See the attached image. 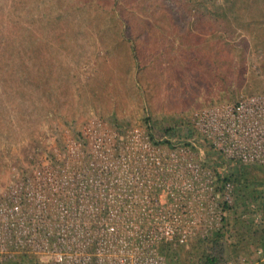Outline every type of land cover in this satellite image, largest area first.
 <instances>
[{"label": "rangeland", "instance_id": "obj_1", "mask_svg": "<svg viewBox=\"0 0 264 264\" xmlns=\"http://www.w3.org/2000/svg\"><path fill=\"white\" fill-rule=\"evenodd\" d=\"M196 1L201 4L0 0V200L13 195L14 185L32 169L52 160L66 137H85V126L95 119L109 129L142 128L154 137L177 126L181 136L204 148L215 170L226 166V175L237 169L189 121L196 109L264 90V0ZM121 13L131 19L126 31ZM248 184L251 216L264 225V211L253 198L264 193V181ZM243 188L235 181L224 224L231 212L234 221L250 217V209L238 204ZM232 233L221 241L227 246L223 264H249L228 253L232 244L241 247L238 232ZM203 238L191 239L193 246L178 250L175 260L189 264L201 252L194 243L208 240ZM244 248L255 255L254 246Z\"/></svg>", "mask_w": 264, "mask_h": 264}, {"label": "built area", "instance_id": "obj_2", "mask_svg": "<svg viewBox=\"0 0 264 264\" xmlns=\"http://www.w3.org/2000/svg\"><path fill=\"white\" fill-rule=\"evenodd\" d=\"M189 123L227 161L264 165V90ZM175 129L154 137L95 119L66 137L0 200V264H168L166 247L220 230L235 182Z\"/></svg>", "mask_w": 264, "mask_h": 264}, {"label": "trees", "instance_id": "obj_3", "mask_svg": "<svg viewBox=\"0 0 264 264\" xmlns=\"http://www.w3.org/2000/svg\"><path fill=\"white\" fill-rule=\"evenodd\" d=\"M143 1L146 3V0H143ZM187 1L189 4L191 3L190 4L191 6H197L201 4V3H198L196 0H187ZM114 4L118 6L119 5L118 0H114ZM219 13L220 12L216 9L212 11V14L216 17L215 18L216 20H220ZM117 16L121 19V23L124 27V30L126 31V29L129 28L130 23H131L129 14L121 13V14H117ZM134 53H135V56L137 57L136 47H134ZM208 161H210V159ZM222 162H224V159L222 160ZM210 163L212 166L215 167V161H212V162L210 161ZM236 164H238L237 169H236L237 171L235 170L236 173L235 171L232 172V169L231 170L228 169L229 170L227 171L228 173L226 175L223 174V177L222 178L220 177V179L222 181H228V180H231L234 182L237 181L238 183H242L244 185V188H243L244 191L242 193L244 199L242 203L238 202V204L241 208L245 210L247 209L249 210L252 199H250L249 192H247L249 188L248 183L249 182L256 183L259 181L260 182L264 181V165H242L240 163H235V165ZM215 168L217 169V166ZM259 174H263V176H259ZM218 175L222 176L220 173H218ZM245 186H248L247 189ZM253 198L258 204V208H259L258 210L264 211V193L260 192L259 194L253 196ZM253 212L254 210L250 209V212H249L250 217H248L247 219H237V221L233 223V226H234L233 230L237 231L238 238H241L239 241L241 247H238V245L235 246L234 244H232L231 252L229 251L228 253L230 254L232 258L242 257L247 262L249 261L253 263L258 262V264H261L264 258V225L263 224L257 225L254 223L253 218L251 216ZM224 226L225 224H223V227L220 230L216 231L212 235V239L201 240L199 245L198 243H194L195 245H197L199 249H201V252L198 251L195 254L192 261L190 260V264H198L197 262H199V264H221V262L223 261V256L227 252V249L225 248V246H222V242H221L222 239L226 237V233H227V230ZM231 236L233 235H230L229 237ZM246 244H249V246L256 247L255 255H251L249 254V251L244 250L246 248V247L244 248ZM242 245H243V248H242ZM258 248H262L263 252H259L257 250ZM165 250L167 252L168 264L176 263L175 262L176 260L174 258L176 251L173 250L172 248H167V247L165 248ZM250 255L252 256L251 259H250ZM28 260H33V259L28 258Z\"/></svg>", "mask_w": 264, "mask_h": 264}, {"label": "crops", "instance_id": "obj_4", "mask_svg": "<svg viewBox=\"0 0 264 264\" xmlns=\"http://www.w3.org/2000/svg\"><path fill=\"white\" fill-rule=\"evenodd\" d=\"M255 203H252V205L251 206H255L254 205ZM230 216H231V219L229 220V218L230 217H228V219H227V221H226V223H225V228H226V230H227V233H226V238L228 239V237L230 236V235H233V231H235V230H233V222H235L234 220H233V217L234 216H232V212H231V214H230ZM197 238H201V237H197ZM203 238V237H202ZM204 239V238H203ZM208 239H212V235L211 236H209L208 237ZM193 246V240L191 241V242H189L188 244H186V245H180V246H178V247H175L173 250H175L176 251V253H178V250H180V249H182V248H189V247H192ZM222 246H225V247H227L226 246V244H224V243H222ZM230 246V245H229ZM254 248H256V247H254ZM190 250V252L192 251V248H190L189 249ZM259 252H263V249L262 248H258L257 249ZM230 251V250H229ZM248 251V250H247ZM231 252V251H230ZM166 254H167V252H166ZM193 259V258H192ZM192 259H191V261H192ZM233 259H235V258H233ZM264 259V258H263ZM224 260V259H223ZM235 260H237V259H235ZM245 260V259H244ZM249 260V259H248ZM193 261H195V260H193ZM228 261H230V260H228ZM176 263H174V264H181V261H180V259H179V261H175ZM231 262L233 263V261L231 260ZM245 262H247L246 260H245ZM198 264H199V262H197ZM247 263H249V264H257L258 262H247ZM190 264V263H189ZM221 264H223V262H221Z\"/></svg>", "mask_w": 264, "mask_h": 264}]
</instances>
